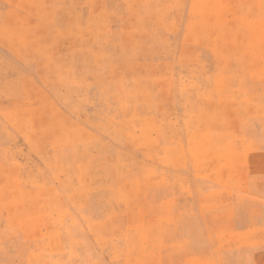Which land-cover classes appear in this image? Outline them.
<instances>
[{"label":"rangeland","instance_id":"1","mask_svg":"<svg viewBox=\"0 0 264 264\" xmlns=\"http://www.w3.org/2000/svg\"><path fill=\"white\" fill-rule=\"evenodd\" d=\"M0 264H264V0H0Z\"/></svg>","mask_w":264,"mask_h":264}]
</instances>
